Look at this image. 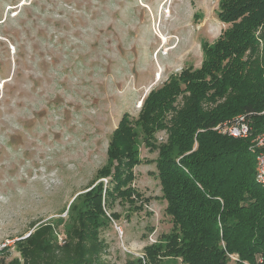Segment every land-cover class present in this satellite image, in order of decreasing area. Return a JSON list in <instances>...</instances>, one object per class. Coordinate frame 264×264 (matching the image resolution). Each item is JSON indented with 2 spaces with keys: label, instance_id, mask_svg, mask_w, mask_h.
Returning a JSON list of instances; mask_svg holds the SVG:
<instances>
[{
  "label": "rangeland",
  "instance_id": "1",
  "mask_svg": "<svg viewBox=\"0 0 264 264\" xmlns=\"http://www.w3.org/2000/svg\"><path fill=\"white\" fill-rule=\"evenodd\" d=\"M220 2L0 0V258L21 257L17 242L34 223L52 221L63 240L73 199L110 185L99 170L124 115L137 119L152 89L199 68L229 26ZM135 128L141 162L129 184L141 197L117 196L96 214L104 264H137L172 226L157 151Z\"/></svg>",
  "mask_w": 264,
  "mask_h": 264
},
{
  "label": "trees",
  "instance_id": "2",
  "mask_svg": "<svg viewBox=\"0 0 264 264\" xmlns=\"http://www.w3.org/2000/svg\"><path fill=\"white\" fill-rule=\"evenodd\" d=\"M218 18L229 26L204 46L202 65L152 89L137 119L124 115L110 140L109 164L99 170L110 185L99 181L73 199L77 214H69L63 240L52 221L34 223L17 242L21 257L4 256L0 264H104L96 214L106 216L105 206L117 196L141 197L129 184L141 162L137 125L149 150L157 151L172 226L136 263L264 264V187L256 181L251 138L214 129L239 114L250 117L253 135L264 128V0H221ZM162 129L167 137L159 142L155 133Z\"/></svg>",
  "mask_w": 264,
  "mask_h": 264
},
{
  "label": "built area",
  "instance_id": "3",
  "mask_svg": "<svg viewBox=\"0 0 264 264\" xmlns=\"http://www.w3.org/2000/svg\"><path fill=\"white\" fill-rule=\"evenodd\" d=\"M264 114V109L260 112ZM235 138H251V148L256 152V181L264 187V128L253 135V126L247 114L218 123L215 128Z\"/></svg>",
  "mask_w": 264,
  "mask_h": 264
},
{
  "label": "bare ground",
  "instance_id": "4",
  "mask_svg": "<svg viewBox=\"0 0 264 264\" xmlns=\"http://www.w3.org/2000/svg\"><path fill=\"white\" fill-rule=\"evenodd\" d=\"M162 39L164 40V39H165V37H162Z\"/></svg>",
  "mask_w": 264,
  "mask_h": 264
}]
</instances>
